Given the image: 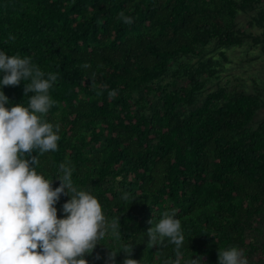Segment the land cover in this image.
Here are the masks:
<instances>
[{
	"label": "trees",
	"instance_id": "obj_1",
	"mask_svg": "<svg viewBox=\"0 0 264 264\" xmlns=\"http://www.w3.org/2000/svg\"><path fill=\"white\" fill-rule=\"evenodd\" d=\"M121 11L134 22L118 20ZM241 12L259 32L238 28ZM248 39L264 58V0H0V51L58 76L45 117L60 126L58 150H34L36 171L54 189L68 165L78 189L120 224L118 238L109 229L85 254L88 264H112L109 251L129 244L115 264L176 260L167 241L147 246L148 228L172 209L186 240L180 264H218V251L233 246L264 264V243L249 238L264 214V82L254 93L237 81L204 91L221 63L210 55L226 60L223 51ZM29 82L0 87L6 107H27Z\"/></svg>",
	"mask_w": 264,
	"mask_h": 264
},
{
	"label": "clouds",
	"instance_id": "obj_2",
	"mask_svg": "<svg viewBox=\"0 0 264 264\" xmlns=\"http://www.w3.org/2000/svg\"><path fill=\"white\" fill-rule=\"evenodd\" d=\"M117 19L126 25L134 22L123 11ZM8 39L15 40V36ZM82 67L91 65L85 63ZM0 74V87L18 86L28 80L23 96L34 93L27 107L19 103L6 107L9 99L0 91V264H88L83 257L93 252L109 229L113 236L121 235L118 220L109 224L98 199L78 189L73 183V170L64 163L59 165L62 175L56 178L59 186L53 189L52 179L36 171L38 157L32 155L34 150L40 155L58 150L60 126L45 119L56 103L49 90L58 76L45 74L30 57L4 51H0ZM116 95V90L109 92V96ZM61 195L69 199L62 206L65 217L58 219L54 205ZM148 223L152 225V220ZM147 237V246L151 248H164L166 241L174 245L177 259H165L163 264H180V250L186 240L175 209L162 213L155 227L148 228ZM120 251L130 256L131 245ZM120 251H109L112 264ZM217 259L218 264H248L243 250L235 246L218 251ZM201 260L197 256L186 264H201ZM123 264L140 262L129 258Z\"/></svg>",
	"mask_w": 264,
	"mask_h": 264
},
{
	"label": "rangeland",
	"instance_id": "obj_3",
	"mask_svg": "<svg viewBox=\"0 0 264 264\" xmlns=\"http://www.w3.org/2000/svg\"><path fill=\"white\" fill-rule=\"evenodd\" d=\"M249 13H240L237 17L236 24L238 28L247 29L251 33L259 32V29L256 27L248 28L247 21ZM251 40H245L242 46L233 47L228 50L223 51L224 57L226 60H221L217 57V52L211 54L215 59L220 60V66L218 69V79L207 80L205 93L214 91L217 88V85L223 86L227 81L235 83L236 81L242 86V89L246 93H254V83L256 81L264 82V58L260 60H255L256 56L259 55V51L250 46ZM179 85L185 86V80H179ZM204 93V92H203ZM205 93L198 96L197 101H201L204 98ZM198 104V103H197ZM264 117V109H261L258 112L256 121ZM68 196L64 197V200L67 201ZM255 228L252 231V235L249 238L254 241L257 240L259 243H264V214L261 217L260 222L254 225ZM256 257L250 259L248 264H261L258 262Z\"/></svg>",
	"mask_w": 264,
	"mask_h": 264
}]
</instances>
